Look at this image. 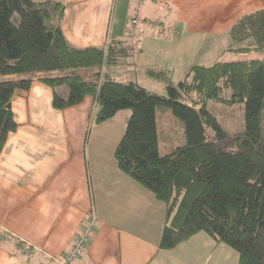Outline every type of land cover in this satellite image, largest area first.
Instances as JSON below:
<instances>
[{
	"label": "crops",
	"instance_id": "crops-1",
	"mask_svg": "<svg viewBox=\"0 0 264 264\" xmlns=\"http://www.w3.org/2000/svg\"><path fill=\"white\" fill-rule=\"evenodd\" d=\"M55 1L65 6L62 33L72 47L132 51L147 77V70L184 76L203 65L187 59L202 48H228L230 28L264 9V0ZM148 55L159 63L148 64ZM51 100V89L36 80L11 100L18 127L0 153V232L8 235L0 241V264H60L92 217L90 236L71 264H203L204 254L214 257L211 264L234 262L233 250L204 232L160 249L165 206L113 157L126 123L120 130L116 117L94 124L92 97L61 111ZM152 209H158L154 231L150 218H138Z\"/></svg>",
	"mask_w": 264,
	"mask_h": 264
},
{
	"label": "trees",
	"instance_id": "trees-1",
	"mask_svg": "<svg viewBox=\"0 0 264 264\" xmlns=\"http://www.w3.org/2000/svg\"><path fill=\"white\" fill-rule=\"evenodd\" d=\"M64 8L55 0H0V153L18 127L12 97L28 91L35 80L51 89V105L58 111L92 97L96 125L128 110L113 157L120 171L165 206L158 247L170 250L204 232L235 251L237 264H264V60L195 65L176 87L169 72L147 70L150 78L166 84L168 95H158L105 75L102 68L116 64L125 50L72 47L62 33ZM229 34L228 51L264 50V9L241 17ZM59 86L67 91L60 93ZM228 90L231 96L225 99ZM209 100L242 104L244 131H225L207 110ZM158 107L170 108L186 138L163 156ZM215 142L230 147L218 148Z\"/></svg>",
	"mask_w": 264,
	"mask_h": 264
},
{
	"label": "rangeland",
	"instance_id": "rangeland-1",
	"mask_svg": "<svg viewBox=\"0 0 264 264\" xmlns=\"http://www.w3.org/2000/svg\"><path fill=\"white\" fill-rule=\"evenodd\" d=\"M161 34H165V33H161ZM249 43H252L251 39L243 43H240L237 46L238 47L245 46ZM218 44L220 45L221 42H218ZM127 45L129 46L131 44L128 43ZM226 49L227 47L225 49L222 47H218L214 49L202 48L200 50H197L196 58L195 57L192 58L189 56L187 60L202 63L203 66H210L218 62L264 60V50L250 51L246 53H235L232 51H228ZM146 59L148 60L147 61L148 64L156 63V62L159 63V60L155 57V55H152V56L148 55ZM187 60L185 61L186 63H187ZM136 61H137V56L134 55L132 51L131 53L130 51H127L125 54L119 57L117 64L106 65L105 67L106 69L104 68L102 69L105 70V73L108 74V77L112 79L113 81L126 83L129 80H134L136 81L135 84H137L140 87H143L145 90L151 93L167 96L168 93L165 88L166 84L160 80H153L145 76V74L143 73V69L141 68V64L137 63L136 65ZM144 61H142V63H144ZM198 65H201V64H198ZM180 75L174 76L173 74H170L172 86L176 87L178 82L183 79V75L181 76ZM1 79L3 78L0 77V80ZM160 86L162 88L164 87V89H161ZM60 88H62L65 92L67 91L65 86H59L57 88V91H60ZM230 96H231V92L229 90L225 91L223 94V97L225 99H229ZM179 101L185 102V100L182 98ZM207 110L215 117L219 125L229 134L241 133L244 131L245 118H244V107L242 104H238V103L228 104L225 102H217V101L209 100L207 102ZM128 115H129L128 110L121 111L120 113L117 114L115 120L122 122L117 126L118 130H120L119 127L121 125L123 126L127 122ZM124 116H126V118ZM260 119H261L262 135L264 137V111L261 112ZM156 126H157V133H158V152L161 156L169 153L172 148L176 146L184 145L186 143L183 125L181 121L176 116L173 115L170 108H167V107L156 108ZM109 128L110 127L108 125L107 131L109 130ZM122 131L124 130L122 129ZM212 135L213 134L211 133L210 130L207 131L208 137L211 138ZM215 146L218 148H221L224 146H226L227 148L230 147V145H226V142H223V143L215 142ZM156 211H158V209H154V211L152 209V214L147 213V211L144 213L138 212L139 221L141 218H144V217H146V219L150 218L153 231L156 227L159 226L158 213ZM94 224L95 223L93 222L92 226H94ZM232 252L234 254V262H232V259L229 257V261L226 264H231V263L237 264L238 255L236 252L234 251ZM218 254L220 255L221 251ZM210 258H212V256ZM213 258L211 260H207V255L204 254L203 264H211Z\"/></svg>",
	"mask_w": 264,
	"mask_h": 264
},
{
	"label": "built area",
	"instance_id": "built-area-1",
	"mask_svg": "<svg viewBox=\"0 0 264 264\" xmlns=\"http://www.w3.org/2000/svg\"><path fill=\"white\" fill-rule=\"evenodd\" d=\"M137 19L132 18L130 20V24L132 26V31L135 25L137 24ZM130 32V36L133 35V32ZM94 217H92L89 221V223L85 226L83 233L75 240L72 248L69 252H67L63 258V261L60 264H71L75 261L76 258H78L83 250V247L85 243L87 242L88 237L90 236V233L92 231V223L94 221ZM8 238V235L5 232H0V241H3Z\"/></svg>",
	"mask_w": 264,
	"mask_h": 264
}]
</instances>
